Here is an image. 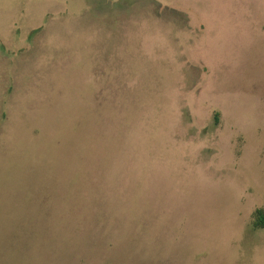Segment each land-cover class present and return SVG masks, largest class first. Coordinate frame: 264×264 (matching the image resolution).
<instances>
[{"label":"rangeland","instance_id":"obj_1","mask_svg":"<svg viewBox=\"0 0 264 264\" xmlns=\"http://www.w3.org/2000/svg\"><path fill=\"white\" fill-rule=\"evenodd\" d=\"M264 0H0V264H264Z\"/></svg>","mask_w":264,"mask_h":264},{"label":"trees","instance_id":"obj_2","mask_svg":"<svg viewBox=\"0 0 264 264\" xmlns=\"http://www.w3.org/2000/svg\"><path fill=\"white\" fill-rule=\"evenodd\" d=\"M249 227L252 230H264V208H256L251 213Z\"/></svg>","mask_w":264,"mask_h":264}]
</instances>
